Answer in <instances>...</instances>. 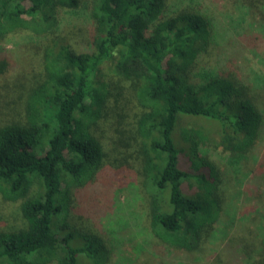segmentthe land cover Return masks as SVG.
<instances>
[{
  "label": "trees",
  "instance_id": "obj_1",
  "mask_svg": "<svg viewBox=\"0 0 264 264\" xmlns=\"http://www.w3.org/2000/svg\"><path fill=\"white\" fill-rule=\"evenodd\" d=\"M179 1L0 0V194L18 203V222L0 218V264H112L111 246L78 228L71 210L89 213L99 179L108 191L136 176L146 190L134 196L147 205L142 234L114 236L125 247L113 264H148L144 252L160 264H201L205 244L226 240L242 217L238 194L227 201L234 171L248 175L241 200L252 186L259 222L226 243L229 261L264 264V72L250 76L240 63L251 52L264 64V0ZM84 10L90 47L77 50L60 30L66 14ZM224 10L234 22H221ZM21 32L28 47L12 51L9 38ZM27 55L41 67L29 89L16 70ZM107 61L115 64L102 80ZM132 100L141 109L119 140L124 150L111 143L123 154L113 176L93 127L105 115L129 118Z\"/></svg>",
  "mask_w": 264,
  "mask_h": 264
},
{
  "label": "rangeland",
  "instance_id": "obj_2",
  "mask_svg": "<svg viewBox=\"0 0 264 264\" xmlns=\"http://www.w3.org/2000/svg\"><path fill=\"white\" fill-rule=\"evenodd\" d=\"M176 2V1H175ZM181 1L177 0V4H180ZM172 3V2H171ZM223 6V5H222ZM225 7V6H224ZM220 12L221 8H219ZM234 11H227L224 10L222 14L223 18H220L221 22H231L229 16L232 17V21L234 22L235 19V13ZM92 21L87 11H82L78 15H70L66 14V16L62 20L61 30L60 32L71 42L72 46L77 50H82L85 48L90 47V36H91V29H92ZM31 36L27 32H21L18 35H12L9 38V48H11L12 51H16L18 48L21 47H28V41H30ZM243 59V58H242ZM258 57L254 56L253 53L248 52L246 53V59H243L240 61V63L243 66V72L246 71L248 75H253L257 71L264 72V64H261L258 61ZM115 64V61H107L104 65L101 66L99 78L102 80L107 79V77L110 74L111 65ZM22 69L26 73L27 78H31V80L21 81L25 85V89H29L34 84V81L32 80V76L35 69H41L38 62L35 58L31 57L30 55L25 56V58L20 62V65L16 70ZM8 83L10 85H13L15 80V73L8 76ZM112 104V101L109 103ZM141 108H139V104L135 103V101L132 100L131 105H129L126 109V111L129 112L131 115L129 118H126L124 121H119L114 117H109L106 120L105 115L99 122L98 125L93 127V130L101 136V140L105 143V149L106 153L108 155L107 158V166L110 167L112 170L113 176L116 175L113 172V167L111 166V162H117L115 159L122 158L123 154L122 151L118 152L113 149L112 142L113 140H117L118 147L120 149L124 150V147L119 144L120 138H130L131 135L130 132V126L128 125L129 122H131V125H134V114L135 112H139ZM109 121L114 122L113 127L111 128L108 124ZM121 128L122 132L123 130H126V135L124 136L123 133H120L119 135L115 133V128ZM132 150H130L131 152ZM262 152V148L260 149L259 153ZM213 158L219 159V155L216 154ZM110 161V162H109ZM131 161L136 162L135 160L131 159ZM250 167H252L254 164L249 163ZM136 166V165H134ZM137 168V167H135ZM107 171V170H106ZM109 175L107 171V176ZM231 175V183L229 188L227 189V201H229L231 196L238 194L237 199L235 201L237 202L235 204L236 207V216L242 215L241 219L238 220L237 225L232 226V230L229 231V235L225 239H222V237H216L215 239H211V241H208L205 244V249L203 252V259L199 263L201 264H208V262H212L214 260V257L217 255L222 258V264H231L229 261V255L226 251V243L231 240V238H234V240L237 242V239L244 235L249 233L250 228H246V225H250L251 219H256L257 225H258V217L255 210V202L252 200V196L255 195L254 189L251 186V190H248L245 195V201H242V195L244 193V186H247L249 184L248 175L245 176L243 180L242 179V172L241 171H234L233 173H230ZM240 179V182H239ZM119 181H115L111 184V190L105 191L101 189L103 183L102 180L99 179L94 186H90L89 190L91 193H88L86 196V199L88 200V214L85 216V214L80 215L81 212H78L75 208L71 210V219H73V223L76 224V226L81 227L85 229L88 232H93L100 236L105 244L110 247L111 251V257L110 261L111 263H115L118 258V251L121 247H125V245L122 243V245H119L121 243L114 242V236L117 235L119 237H125V235H128L130 233H124L126 230H132L131 235L139 236L142 234V231L140 230V225H142V222L140 220V216L142 215V212H145V217L147 214V205L145 200L142 199H134V196H140L143 197L146 194V190L141 185V177L136 176L134 178L133 184H129L127 188V184H125L126 180H124V177L118 178ZM240 183V184H239ZM127 188V189H126ZM238 191V192H237ZM117 199H116V194ZM240 192V193H239ZM98 193V196L96 197V194ZM242 194V195H241ZM116 199V200H115ZM229 199V200H228ZM98 201L100 203L108 202L110 203L112 200H115L114 203H118L117 206L109 207V204L107 205H94L95 201ZM130 204V205H129ZM17 207L18 203H11L8 201H5L1 194H0V218L4 219L5 221L18 222L17 218ZM138 211V213H137ZM124 216L122 218H119L120 216ZM140 215V216H139ZM119 218V219H118ZM0 219V220H2ZM118 219V220H117ZM224 219V218H223ZM237 219V218H236ZM112 222V223H111ZM236 222V220H235ZM143 223H145V219L143 220ZM253 226V224H251ZM218 226V224H217ZM78 227V228H79ZM129 237V236H126ZM118 238V237H117ZM116 238V240H117ZM225 238V237H223ZM113 240V241H112ZM84 243V242H83ZM134 246V245H133ZM132 246V247H133ZM147 254V256L144 255ZM142 254L143 263L147 262L148 264H160L156 259L148 254L147 252H144ZM221 254V255H220ZM156 261V262H154ZM171 261V260H170ZM174 260L173 262H175ZM138 261V263H140ZM185 262V259L183 260V264ZM171 264V263H166ZM232 264H237L236 261H232Z\"/></svg>",
  "mask_w": 264,
  "mask_h": 264
}]
</instances>
